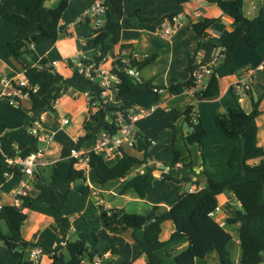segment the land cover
Instances as JSON below:
<instances>
[{
  "label": "trees",
  "instance_id": "1",
  "mask_svg": "<svg viewBox=\"0 0 264 264\" xmlns=\"http://www.w3.org/2000/svg\"><path fill=\"white\" fill-rule=\"evenodd\" d=\"M123 0H102L105 7L104 23L90 28L85 37V43L90 47L100 46V55L94 54L91 58L82 59V64L90 62L99 63L104 56L112 53L113 47L119 42L121 34V20L128 19L133 23L151 21L159 23L165 17H171L176 12H171L163 17L144 16L139 8H135L129 13L123 11ZM180 2V0H172ZM215 4L224 14L232 17L236 25L229 32L225 45L220 46L221 50L216 62L211 66V71L207 74L204 87L196 90L193 95L199 100H209L217 97L220 93L219 80L227 75L234 74L237 66L233 60V51L239 40H243L247 46L257 48L264 44V0L261 7L254 17H247L243 13V0H206ZM69 0H57L49 7L44 5V0H26L24 10L26 15L12 11L6 6L0 9V15L8 25L17 28V35L14 40L6 41L3 46L7 49L8 55L22 57L28 50L29 44L37 45L45 40L57 39L61 30L59 21ZM214 18H205L202 21L192 22L193 31L201 35L206 28L215 21ZM95 21V19L93 20ZM89 25L90 19L82 21ZM121 50H126L129 56L131 51L130 44H121ZM130 57V56H129ZM156 58L155 54H149L140 62H137L138 71L149 65ZM119 66L114 67V72L119 77L116 85V95L121 102L118 105L103 103L101 99L100 86L95 81L89 80L77 68L73 69L69 77H63L51 65L43 63L40 67L25 62L23 72L30 85H36L41 81L51 83L52 89L44 96H37L30 93L29 113L25 112V118L10 128L18 129L25 133L26 146L11 151L9 157H25L36 152L39 148L38 139L28 132L27 127L39 118L45 111L54 112V104L61 93H65L69 83L76 82L85 84L91 94V99L98 102L99 107L90 114V120L84 121V134L79 136L74 144L75 149H80L81 144L93 138L92 132L100 129L114 133L117 129L114 123L115 112L125 111L132 106V103L125 100L132 88L140 86L153 94V88L166 89L169 94L176 95L184 92L187 88L194 85L192 76L200 64L193 58H188L186 71L189 76L184 81L173 83L167 87L152 84L148 80L137 79L127 74L126 63L117 60ZM131 63H133L131 61ZM134 64V63H133ZM124 67V68H122ZM260 97L251 100V110L246 112L241 107L227 106L223 113L214 116V124L219 132L231 139L234 145L228 150L225 158L227 167L236 166L234 173L224 179L217 180L211 172L203 170L207 183L201 184L196 179L192 180L189 174L192 172V164L187 162L189 156L182 157L179 150H176L172 143L168 144L164 151L172 149L173 157L167 170L158 168L161 171V179L170 180L175 183L193 182L202 187L197 191L184 190L177 195L176 201L168 208L163 209L157 204L150 206L148 212L142 214L129 212L120 207L101 209L99 217L103 226L125 225L132 229L131 237L140 248V254L145 256V264H164L163 257L171 256L173 264H197V259H202L207 253L215 251L218 255L219 264H263L264 263V146L258 140V125L256 118L260 114L258 108ZM18 110H22L19 105ZM184 121L188 127L194 128L183 135V143L187 145L196 144L199 148L203 147V140L207 134L206 128L199 116L191 105L184 111ZM107 119V120H106ZM108 119L111 121L109 122ZM174 129V124H169ZM149 138L143 133H136V140L132 146L134 152L125 151L120 148L121 156L112 164L101 153L88 152V165L94 176L96 184H104L107 181L125 177L127 173L138 165H145L143 172L136 173L134 176L125 180L119 193L123 194L127 190H132L140 198H145L147 191L151 188L154 180L153 171L156 169L154 163H148L150 147ZM70 148L62 145L60 157L51 164L49 173L35 171L33 187L36 195L16 194L19 205L4 204L0 206V243L13 257L18 259L19 264H32L27 257V251L39 244L30 242L23 238L21 226L26 218L24 208L30 207L37 200L44 201L50 208L51 215L57 230L55 245L50 248L44 247L49 252V264H94L96 259L102 264H112L113 257L118 254V247L106 244L101 248H95L98 238L94 231L91 234V243L87 242L83 233H79L74 240H70L67 235L71 229V221L63 212V205L68 201L69 185L65 190L60 191L56 188V182L60 176L61 167L66 162L69 167L66 174L68 183L74 181L83 182L79 192L87 194L90 189L86 182V173L83 168L77 166L78 163L69 158ZM202 156V151H200ZM140 154L137 157L136 154ZM161 153H157L158 158ZM181 163L180 167L175 164ZM204 163V160H202ZM4 170L20 174L16 166H6L0 162V180H4ZM223 192H231L239 202L241 209L235 210L234 214L225 217L226 225L238 223L237 235L240 248V257L234 261L231 257L229 244L232 236L221 221L215 216L209 215L217 204V195ZM170 221L173 230L169 236L162 240L160 238L162 226ZM2 224L6 226L5 232ZM185 239L187 244L180 250H166L164 255L162 249L171 243ZM109 252V259L104 260L103 253ZM139 255V254H138ZM138 257L134 256L131 260H123L120 264H132Z\"/></svg>",
  "mask_w": 264,
  "mask_h": 264
},
{
  "label": "crops",
  "instance_id": "2",
  "mask_svg": "<svg viewBox=\"0 0 264 264\" xmlns=\"http://www.w3.org/2000/svg\"><path fill=\"white\" fill-rule=\"evenodd\" d=\"M26 0H0V9L2 6H6L14 12L19 14L26 15L24 10ZM57 0H54L51 4L55 3ZM93 0H69L68 6L63 12L61 19L59 21V28L61 30V34L57 39L54 40H45L37 45H34L29 48V50L22 57H15L13 55H8L7 49L3 46V43L6 41H11L16 38L17 28L14 25H8L4 22V19L0 15V162L5 163L6 159L9 158L11 151L18 148H24L26 146L25 142V133L18 129H12L10 127L15 126L17 123L22 122L25 118L24 113H29L30 101L28 98H21L19 100V106L22 110H18L16 106H11L6 103L4 98H2V92L5 90V87L1 81L3 78H16L19 75H22L25 70V62L30 63L31 65H35L40 67L43 63L46 65H51L53 68L61 74L63 77H69L74 68H78V65L82 59H88L94 56L96 51L100 50V46L95 48L87 46L85 43V37L88 35L90 28L94 27L95 24L90 22L89 25L83 23L80 18L77 19V15L81 14L91 3ZM262 0H243V13L247 17H254L261 7ZM123 11L125 13H129L135 8H139L141 13L147 17H163L168 13L176 12V14L180 15L181 25L177 28V30L169 37L168 39L160 38L156 32L155 27L156 24L151 21H145L142 23H133L128 19L121 20V34L119 42L113 47L112 53L100 64L101 69H109L112 62V56L121 51V44H130L131 50L138 52H146L149 54H155L156 58L149 64L150 70L140 69L138 75H141V80H148L154 85L167 87L170 84L177 83L180 81H184L189 76V73L186 71V67L188 65V58L191 57L200 65H212L216 62L217 56L220 53V46L225 45L227 36L229 32L236 25L235 20L227 14L222 13V11L212 3L207 2L206 0H180V2L172 1V0H123ZM205 18H214L216 19L213 23H211L206 30L201 34H196L192 29V22L202 21ZM104 21L102 22V24ZM195 44V52L193 54H189L191 48L194 47ZM177 46H181V56L179 57V64L173 68L175 50ZM247 46V45H246ZM244 45L239 40L233 51V60L235 59L236 49H244ZM249 47V46H247ZM246 49V48H245ZM257 49H262V53L258 54L255 63H249L252 68V83L251 88L246 92V94L239 99V97L233 92L231 89V84L245 76L244 73L227 75L222 77L219 80V89L220 93L217 97L209 100H199L196 99L193 93L189 91H184L180 94L172 95L169 94L166 89H163L158 94H153L148 92L144 88L140 86H135L132 88V91L129 95L125 97V100L132 103L133 107H146L149 106L152 102L155 104H159L160 110L158 108L149 111V115L147 117H151L153 113L159 111L158 115H153L150 121L146 123H139L135 128V133H143L148 138L149 134L146 133L149 129V125L154 123L155 127H163L169 128L170 123L174 124L175 121L179 117L184 119V115L180 116L179 113L184 111V105L189 106L191 103L189 99V95H192L196 101L200 104L212 108V117L214 121V116L217 113H223L227 106L241 107L246 112L251 110V100L260 97L258 108L260 110V114L256 118V123L258 125V140L259 143H264V44L257 47ZM248 51V56L251 52ZM111 56V57H110ZM164 56L165 59V68L162 73L160 71L162 69V64L159 62L161 57ZM235 62V61H234ZM236 64V63H235ZM247 72V71H246ZM236 74V75H235ZM156 76L162 77L160 80L156 78ZM207 75H204L203 79L205 82H202L204 86L206 83ZM227 78V79H226ZM157 80V81H156ZM43 85V86H42ZM42 87V88H41ZM52 89L51 83L47 81H41L35 86L34 94L37 96H44ZM87 86L85 84H78L76 82L69 83V87L67 88L66 93H71L74 100H79L74 104L73 100L70 101L71 97L66 96V93H61L55 101L54 112L45 111L42 112L39 116V124L40 130L44 134H49L52 136V139L48 143H44V147L42 148V142L38 141V146L43 150V157L47 160V165L37 168L35 171H43L47 166H51L53 162L59 159L60 151L62 145L73 147L77 138L84 134L83 131V123L84 121H88L90 118L89 115V107L86 104V100L83 96V92H85ZM135 89H141L140 93H145L148 99V103H145L142 98H136L134 91ZM43 90V91H42ZM138 91V90H137ZM38 92H42L39 94ZM149 95V96H148ZM152 97L153 100L149 98ZM187 97V98H186ZM110 104L118 105L121 100L116 95V91H111L109 94ZM66 101H69L67 104ZM151 102V103H150ZM187 102V103H186ZM80 105V107H79ZM87 106V107H86ZM150 108V107H149ZM180 111H176V110ZM194 111L198 113V111L193 108ZM63 113H69L72 116L76 115L77 120H79V124L74 123L73 126L66 129L65 125H68L70 122L68 120L67 123H62L63 118H67L63 115ZM84 113V114H83ZM62 114V115H61ZM199 114V113H198ZM62 117H61V116ZM200 116V114H199ZM201 118V116H200ZM68 119V118H67ZM202 120V119H201ZM203 122V121H202ZM204 124V123H203ZM205 126V125H204ZM29 127V126H28ZM27 127V129H28ZM160 127V128H161ZM175 127V124H174ZM146 130V131H145ZM172 133L175 129H171ZM218 130V129H217ZM207 131V130H206ZM219 131V130H218ZM188 132V131H187ZM217 134V133H216ZM215 134V135H216ZM183 133L181 132V141L185 148V153H181L182 157L189 156L187 158V162L190 161L192 164V172L189 174V177L192 180L198 179L201 184H204L201 179H204L205 175L203 170L208 172L206 167V162L204 159V163L200 161H195L192 156V150H195L198 154L199 147L196 144L193 145H185L183 143ZM207 135V134H206ZM218 136L221 134H217ZM206 137V136H205ZM221 137V136H219ZM222 139V138H221ZM229 139V138H228ZM150 142L152 139H150ZM231 140V139H230ZM90 141V146L85 147V143ZM232 141V140H231ZM225 152L227 154L228 150L234 145V142L225 143ZM93 141L92 139L85 141L81 144L80 150L88 151L92 148ZM123 148L125 151L134 152L132 150V146L124 145ZM201 151V150H200ZM121 156V152L112 151L110 156L106 157L109 163L110 158L117 157V159ZM150 151L148 154V163H154L156 169L153 171L154 177L160 178L162 181H170L161 179V171L157 168H167L160 162V156L155 157L154 161H150ZM226 158V157H225ZM116 159V160H117ZM115 162V161H114ZM113 162V163H114ZM69 167V163L66 162ZM65 163V164H66ZM112 164V163H109ZM64 165V164H63ZM175 166L180 167L181 163L175 164ZM230 168V167H229ZM133 169V168H132ZM131 169V170H132ZM233 170L232 173L229 172V176H231L236 166L231 168ZM145 170V165H138L134 167V173L129 176V172L125 177L120 179H115L114 184L108 187H99L103 185H107L108 181L102 185L96 184L94 181V176L90 169L86 170V182L90 189V192L87 194H82L80 192V196H90L95 200L96 206L101 209H109L112 207H120L129 212H137V213H146L149 208L153 204L159 205L163 209H168L175 201V199L165 200H153L146 201L147 194L145 198L140 199L135 194V196L129 195V190H127L123 194H119V203L118 199L115 201L116 203H112L107 199L108 196L115 195L117 189H120L121 184L134 176L136 173L143 172ZM166 171V170H165ZM213 175L214 173L211 172ZM91 174V175H90ZM228 176V177H229ZM27 176L23 174L12 173L8 176H4V180H0V206L4 204H15L19 205V201L16 199V194L19 193L21 188V180L26 179ZM215 178V175H214ZM206 179V177H205ZM216 179V178H215ZM155 180V178H154ZM153 180V182H154ZM112 181V180H110ZM75 182V181H74ZM74 182L70 183L74 187ZM80 184L76 186L77 190L83 182L78 181ZM153 182L152 186L153 187ZM172 182V181H171ZM181 186L183 183H178ZM197 185L193 182L184 183V185ZM184 190H187L189 187ZM150 188V189H151ZM149 189V190H150ZM148 190V191H149ZM183 190V191H184ZM147 191V192H148ZM134 193V192H133ZM27 194L36 195L37 191L31 185L30 189L27 191ZM178 195V194H177ZM218 201V210L223 207L225 202L234 203L236 202L239 205V202L236 200L235 196L231 192H223L217 195ZM145 203L144 211L142 210V206L139 203ZM67 202L63 205V212L65 215L69 216L70 212L65 208ZM87 200L80 199V207L74 209L72 212H78L77 217H75L74 221H71V229L70 231L79 232L77 229V218L84 219V214L86 212ZM65 209L67 211H65ZM24 212L26 213V218L21 226V234L24 239L39 244L38 247L42 248V253L38 257V259L32 264H49V252L44 249L45 246L53 247L55 245V241L57 238V230L53 221V217L51 215V211L49 206L42 200H37L32 203L30 207L24 208ZM217 210V211H218ZM216 211V212H217ZM215 212V214H216ZM235 212V211H234ZM100 213V211H99ZM214 214V216H215ZM234 214V213H233ZM233 214L226 215V217L231 216ZM27 219L29 220L27 224ZM100 220V219H99ZM225 219H220L221 225L228 228L231 227L229 232L232 236L233 248L235 251V256L231 255L234 261H237L240 257V248L239 241L237 235V227L238 223L233 225H226L224 222ZM165 222L162 226V230L165 227V224L169 223ZM171 223V222H170ZM169 223L170 230L168 234L165 236H169V234L173 230V224ZM6 227V226H5ZM96 229L95 234L98 238L97 243L95 244V248H101L103 245L109 244L106 240L112 239L110 241L114 246L118 247V254L113 257L112 264H120L123 260H131L134 256L136 259L132 264H145V256L140 254L141 248L139 244L133 240L131 237L132 229L125 225H111L105 227L99 221L98 225L94 227ZM235 231L236 234H233ZM162 233V232H161ZM114 234V235H113ZM231 241V242H232ZM176 243H179L175 245ZM166 246L165 250H161V254L164 255V251L166 250H176L181 247V244L186 246L187 242L185 239H181L177 242H174ZM46 251V257L42 256L43 252ZM215 251H211L212 253ZM207 253L202 259H197V264H209L206 257L209 254ZM216 253V252H215ZM139 254V255H138ZM217 255V253H216ZM104 260H108L109 252L103 253ZM29 258V250L27 251L26 258ZM45 257V258H44ZM166 258H170L165 256ZM45 259V260H44ZM206 259V260H205ZM218 259V255H217ZM0 264H19L18 259L13 257L11 253L3 247L0 243ZM102 264V262L100 263ZM219 264V259L218 263Z\"/></svg>",
  "mask_w": 264,
  "mask_h": 264
},
{
  "label": "built area",
  "instance_id": "3",
  "mask_svg": "<svg viewBox=\"0 0 264 264\" xmlns=\"http://www.w3.org/2000/svg\"><path fill=\"white\" fill-rule=\"evenodd\" d=\"M105 7L102 4V0H93L92 3L81 13L80 20L85 21L86 18L90 19L95 25H102L104 21ZM95 19V21H93ZM181 25L180 15L174 14L171 17L163 18L159 23L156 24L155 32L156 34L163 39H168L171 35L177 30V28ZM32 44H29L28 47H32ZM99 56L100 51H96L95 53ZM127 54L126 50H121L117 54L113 55L111 58V66L109 69H101L100 64L106 60V58L110 55L107 54L102 58L99 63L90 62L86 65L82 64L80 61L78 68L86 78L89 80L95 81L98 86L102 89L101 91V99L103 103L110 104L109 94L111 91H116V85L119 83V77L117 73L114 72V67L119 66L117 60L119 59L121 62L126 63L127 67L125 68L128 75L137 77L138 76V68L137 62H140L144 58L148 57L149 53L146 52H138L131 50L128 57H125ZM131 61L134 63H131ZM214 64V63H213ZM212 64V65H213ZM212 65H199L192 72V76L194 79V85L190 88H187L185 91H189L194 93L201 87L202 80L204 75H207L211 71ZM124 68V67H122ZM252 72H246L245 76L235 80L231 84V89L233 92L241 99L246 92L251 88L252 83ZM138 79V78H137ZM5 90L2 92V98L6 101L8 105L17 106L19 104V100L23 97L28 98L29 94L35 91L36 85H30L28 80L25 78L24 74L19 75L16 78H3L1 79ZM163 89L153 88V92L160 93ZM83 96L86 100V104L89 107V115L93 114L99 107L98 102L92 101L91 94L88 90L83 92ZM150 109L143 107H133L131 106L127 110L116 111L114 123L116 124V131L114 133H110L107 130L100 129L96 132H92L93 138V146L88 151H82L75 149L74 147L70 148L69 158L75 160L79 167L83 168L84 171L90 169L88 165L89 155L88 152L93 151L94 153H101L104 156L108 157L112 153V151H120V148L124 145L133 146L136 140V133L134 130V124L139 119L148 115ZM90 120V118H89ZM107 120V119H106ZM109 122H111L108 119ZM68 119L63 118L62 123H67ZM193 127H190V130L193 131ZM28 132L35 136L38 141L48 143L52 139V136L49 134H44L40 130L39 118L32 122V125L28 127ZM47 160L43 157V150L38 148L36 152L29 154L28 156H14L6 159V166H16L20 174L26 175V179H22L20 184L21 188L18 194L25 195L27 191L30 189L33 184L34 172L37 168L47 165ZM178 165V164H177ZM12 174V171L4 170L3 175L8 176ZM201 185H191L187 190L188 191H197L201 188ZM218 210V206L209 213V215L214 216L215 212ZM42 253V248L35 246L30 248L29 250V259L34 262L38 259V257ZM97 264V263H94Z\"/></svg>",
  "mask_w": 264,
  "mask_h": 264
},
{
  "label": "rangeland",
  "instance_id": "4",
  "mask_svg": "<svg viewBox=\"0 0 264 264\" xmlns=\"http://www.w3.org/2000/svg\"><path fill=\"white\" fill-rule=\"evenodd\" d=\"M80 16H81V14L77 15V19L80 18ZM241 42L244 45V47H243L244 49H242V50L236 49L237 51L235 52V56H234V58H235L234 61H235L236 65L238 66V71L236 73L237 75L242 74V73L245 74L246 71L248 72L249 70H251L252 68H250V67H254V66H250L249 63H255L256 59L258 57V54H261L263 52L262 49L247 47L246 43L243 40H241ZM195 47L196 46L194 44V47L191 48L189 54H193L195 52L194 51ZM182 50H181V46H177V48L175 50V57H174L175 60L173 63V65H174L173 68H175L179 64V57L181 56ZM247 50H249V52H251L249 56H248ZM164 59H165V57L162 56L161 59L159 60V62L163 65L162 69L160 71V74L162 73V71L166 65ZM143 69H145L146 71L150 70V66L147 65ZM141 75H143V73ZM141 75L140 76L138 75L135 78L139 79V78H141ZM156 78L158 80H160L162 77L158 78V76H156ZM202 82H205V79H203ZM140 92H143V91H141V89H135L134 94H135L136 98H142V100H144L145 103H148L147 97H144L147 95L145 93L143 94ZM38 93L41 94L42 92H38ZM65 95L71 97L70 101L73 100V103L75 105L78 104L77 102L79 100H74L71 93H66ZM149 99L153 100L152 97H150ZM189 99H190L191 103H193L192 107L195 108L198 111V113L200 114L201 119L205 125L206 130H207V135L203 140V147H201L199 149V152H200V150L202 151V156L200 153L198 154L195 150H192L191 153H192L193 159L195 161H200V162H202V160L205 159L206 167L208 169L210 168V171L214 173L215 178L217 180L227 178L229 176V172L232 173L233 170L231 168L227 167L226 162H225V157H226V152H225V146L226 145H225V143L231 142V144H232V141L230 139H228L227 137L223 136L217 130V128L214 124V121H213V117L211 115L213 107H208V106L204 105L203 103L199 104L192 95H189ZM68 102L69 101H66L65 104H67ZM185 105H184V108L187 107ZM79 107H80V105H79ZM149 107L151 108V110H153V109L158 108L159 104H155V102H152L149 106H146L144 108L150 109ZM158 110H160V108H158ZM158 110L156 113H153L151 117H153V115H158L159 114ZM176 111H180V110L178 109ZM64 115H65V117L68 118V120L70 122L68 125H65L66 129L73 126L74 123L79 124V120H77L76 115L72 116L69 113H63L62 116H64ZM148 115H146L143 118L136 121L134 124V128L139 123H146V122L150 121L151 117H147ZM179 115L183 116V112L181 111L179 113ZM173 121H175L174 122V124H175L174 129L175 130L173 131V133H172V130L169 128L165 129L161 126H160L161 128L155 127L154 123L149 125L148 131L145 130L146 133L149 134V136H150L149 138L152 139L151 143H150V147H149V151H150L149 160L150 161H154L156 154L161 153L160 159H159L161 164L164 166L170 165L171 161H172V157H173L172 149H169L168 151H164L166 146L170 143L173 144V146L176 150H179L182 153H185V148H184V145L182 144V141H181V132L183 134H186L187 131L188 132L190 131V128L188 127L186 121H184V119L182 117H179L178 119L173 120ZM216 133L221 134V135H219L221 137H219ZM260 145L264 146V143L261 142ZM89 146H90V141L85 143V147H89ZM41 147L42 148L44 147L43 142H42ZM134 154H136V153H134ZM136 156L140 157L141 155L136 154ZM116 159H117V157L110 158L109 163H113L114 161H116ZM157 168H159V167H157ZM167 169L168 168H164V170H167ZM44 170L46 173H49L51 170V166L45 167ZM67 170H68V164L66 163L61 167L60 176L56 182V188L60 191H63L69 185L68 201L66 203L67 205L65 208L70 212L68 217H69L70 221H72V222L74 221L75 217H77V215H78V212H72V211L74 209H77L78 207H80V199H82L83 201H84V199L87 200L88 203H87V207H86V212L83 215L85 220H82L81 218H77L78 221H76V222H77L78 231H81V233L84 234L85 238L87 239V242L90 244L91 243V234L90 233L92 231H94V232L96 231V229L94 227L96 225H98L99 221H101V220H99L100 219V217H99L100 209L98 208V206H96L95 200L92 197H90V196L86 197L85 195L80 196V192L76 188V186L80 184L78 181L74 182V187L72 185L70 186V184L68 183V180L66 179ZM133 173H134V168L132 170H130V172L128 174L130 176ZM154 175H155V173H154ZM114 182H115V180L108 181L107 185H103V186H99V187H101V188L102 187L103 188L108 187V186L114 184ZM188 185H190V184L184 185V183H183V185L181 186L178 183L171 182V181H162V180H160V178L155 177V180L153 182V187L147 192V200L146 201H153V200H155V201L156 200H159V201L165 200L166 201V197H167V201H169L170 199H175L177 194L182 192L184 190V187L186 189ZM119 190L120 189L118 188L116 191L117 193L115 195L108 196L107 199L109 201H111L112 203H116L115 201L118 199L117 203H119V194H118ZM128 192H129L130 196H135L132 190H129ZM143 204L145 206H147V204H145L143 202L139 203V205L142 206V210L144 211L145 206ZM66 209H65V211H67ZM240 209H241L240 204L238 205L236 202H234V203L233 202L232 203L225 202L223 207L220 208L216 212L215 217L219 220L225 219L226 215L233 214L235 210H240ZM142 214H144V213H142ZM28 222H29V220L27 219V224H28ZM169 223L165 224V227L162 230V233L160 236V238L162 240L165 239V236L168 234V232L170 230ZM2 228L5 232L7 231L4 224H2ZM228 229L230 231H232L231 227H229ZM78 234H79V232H74L71 230V231H69L67 237L70 240H74L78 236ZM233 234H236L235 231H233ZM110 241H112V239L108 238L106 240V242H108L109 244H112ZM177 244H179V243H176L175 245H177ZM45 247L49 248L47 246H45ZM184 247H185L184 244H181V247L178 248L177 250L183 249ZM233 247L234 246H233V241H232L229 244V250L231 252V255H233V257H234L235 251H234ZM42 256L46 257V251L43 252ZM168 257H170V258L163 257L164 264H173V258L171 256H168ZM206 259L209 262V264H217L218 263L217 255L215 252L209 253L207 255ZM95 263L100 264L101 261L96 259Z\"/></svg>",
  "mask_w": 264,
  "mask_h": 264
},
{
  "label": "water",
  "instance_id": "5",
  "mask_svg": "<svg viewBox=\"0 0 264 264\" xmlns=\"http://www.w3.org/2000/svg\"><path fill=\"white\" fill-rule=\"evenodd\" d=\"M54 0H44V5L46 6V7H49L50 6V4L53 2ZM201 181L203 182V183H207L208 181L205 179V177H204V179H201Z\"/></svg>",
  "mask_w": 264,
  "mask_h": 264
}]
</instances>
